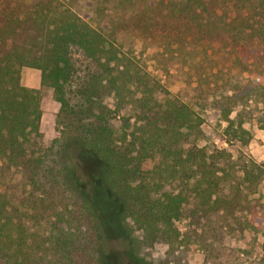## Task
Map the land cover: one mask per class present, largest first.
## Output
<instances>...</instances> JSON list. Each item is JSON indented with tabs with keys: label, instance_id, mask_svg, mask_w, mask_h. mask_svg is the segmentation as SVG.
I'll use <instances>...</instances> for the list:
<instances>
[{
	"label": "trees",
	"instance_id": "1",
	"mask_svg": "<svg viewBox=\"0 0 264 264\" xmlns=\"http://www.w3.org/2000/svg\"><path fill=\"white\" fill-rule=\"evenodd\" d=\"M71 1L0 0V264H108L99 211L81 176L89 160L98 162L93 180L119 204L135 263L190 264L176 257L188 239L177 222L234 215L242 186L259 182L264 168L200 145L204 116L178 96L160 100L165 86L123 49L120 32L92 24ZM114 1L132 2L96 0L95 13ZM167 3L190 19L226 25L240 39L235 61L264 80V0ZM24 67L40 70L41 86L60 104L58 135L48 144L40 92L23 84ZM216 105L229 141L247 144L251 133L241 115L231 118L233 103ZM158 244L168 247L159 260L150 253Z\"/></svg>",
	"mask_w": 264,
	"mask_h": 264
},
{
	"label": "rangeland",
	"instance_id": "2",
	"mask_svg": "<svg viewBox=\"0 0 264 264\" xmlns=\"http://www.w3.org/2000/svg\"><path fill=\"white\" fill-rule=\"evenodd\" d=\"M95 1L72 0L71 4L92 24L105 21L120 32L123 49L136 55L169 92H160V100L178 96L204 116L200 145L227 148L235 162L251 158L264 168V80L243 72L235 61L240 39L232 36L226 25H214L206 16L193 20L175 13L167 7L168 0L152 7L146 5L148 0L114 1L109 10L103 5L104 13H95ZM22 82L40 92L42 140L48 144L58 135L60 104L51 88L41 86L40 70L24 67ZM221 101L223 105L233 103L231 118L239 114L245 119L244 127L251 133L247 144L229 141L228 123L216 109ZM84 163L81 176L99 211L108 264H136L119 222L117 200L91 177L98 162ZM242 189L244 204L234 215L190 216L177 222L188 239L176 257L190 264H264V174L254 186L243 185ZM167 249V245L158 244L150 253L159 260L166 257Z\"/></svg>",
	"mask_w": 264,
	"mask_h": 264
}]
</instances>
